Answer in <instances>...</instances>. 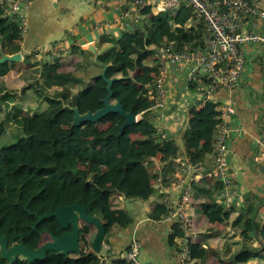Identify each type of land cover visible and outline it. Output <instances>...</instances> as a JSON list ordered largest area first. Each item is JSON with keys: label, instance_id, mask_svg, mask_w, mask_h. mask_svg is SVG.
<instances>
[{"label": "trees", "instance_id": "1", "mask_svg": "<svg viewBox=\"0 0 264 264\" xmlns=\"http://www.w3.org/2000/svg\"><path fill=\"white\" fill-rule=\"evenodd\" d=\"M145 13L149 14V10ZM168 14L159 13L150 17L146 23H138L133 32L123 31L114 38L103 36L99 41L100 47L104 44L107 46L97 56L94 65L100 68L101 74L102 62L108 61L105 77L114 80L111 88L112 102H119L126 112L135 117L141 116V120L126 128L121 136L117 134L124 119L114 113L96 124L72 125L75 108L83 115L102 107L101 100L107 95V85L101 77H97L98 73L92 79V86L76 89L72 93L69 85H73L74 89L76 84H84L72 73L78 70L81 63L71 64L72 71L68 72L63 70L66 63L58 58L52 64L36 62L25 72L21 81L31 84L22 92L32 88L38 99L43 100L44 108L34 115L14 107L8 114L14 125V135L7 141H0V236L6 235L11 240L14 234L22 235L23 239L19 242L32 250L37 249L50 240V234L58 237L65 230L54 218L37 224L35 215L43 216L73 204L83 206L88 213L101 220L105 227L110 223L122 229L130 225L131 217L125 209L112 204L110 195L116 193L128 200H147L148 188L137 176L132 175L135 170L133 167L157 155L164 159L171 156L167 149H151L157 129L148 115L153 106L150 94L154 93L157 67L154 65L146 68L145 63L161 46L171 44L177 51H201L205 47L204 25L195 20L193 10L186 2L179 4L171 21ZM21 41L20 21L5 18L0 8L2 51L9 55L18 53ZM7 73V64L0 65V77ZM40 80H43L47 88L54 89V93H40ZM200 86L207 90L209 82L202 80L192 83L190 89L195 91ZM14 92L3 83L0 87V103L9 98L15 99ZM218 115L216 103L205 100L202 109L193 119V130H187L183 135L188 160L212 155ZM100 125H106V128L101 129ZM4 132L1 122L0 135ZM50 157L55 158V163L49 162ZM170 164L171 161L165 171ZM78 173H81L80 178L75 176ZM182 174L180 169L176 178L181 179ZM192 187L191 201L205 208L212 204L221 184L215 180L200 181L192 183ZM107 210H110L109 215H106ZM255 212L256 206L248 204L236 215L234 223L246 229L253 221L254 231L264 246V224L256 223ZM164 214L163 205H155L147 217L158 222ZM83 237L81 232V241ZM206 255L207 249L202 247L201 241L193 240L191 262L202 264ZM0 264H7V261L0 257ZM13 264H100V259L92 250L85 249L79 255L68 257L47 252L42 261L27 263L17 259ZM114 264L127 263L118 260Z\"/></svg>", "mask_w": 264, "mask_h": 264}, {"label": "crops", "instance_id": "2", "mask_svg": "<svg viewBox=\"0 0 264 264\" xmlns=\"http://www.w3.org/2000/svg\"><path fill=\"white\" fill-rule=\"evenodd\" d=\"M256 1L264 9V0ZM100 2L101 0L32 1L23 11L26 27L22 32L18 52L21 60L6 62L8 73L0 77V87L6 83L10 91L28 88L31 83L21 81L25 72L36 62L49 63L47 58L54 56L65 58L64 64L67 66L64 71H72L71 64L81 63L73 76L84 84H76V89L92 86L93 77L100 73V68L94 63L105 48V44L99 46L101 37L114 38L127 30L114 22L117 14L113 8H102ZM174 16L175 12L169 14V21ZM150 17L152 14L146 17L145 23ZM101 21L108 23V27L95 29ZM253 23H257V26L254 27ZM244 25L249 31L264 34V18L257 22L247 19ZM51 48H69L70 51L61 56L48 55L44 60L36 59L42 50L50 52ZM0 53L9 55L2 51L1 44ZM244 53L246 63L237 87L229 92L218 90L211 95L212 101L217 105V113L227 106H232L235 111L234 115L227 118L232 129L227 159L234 176L237 199L241 200V204L226 209L218 203L216 196L212 204L205 208L200 203L191 201L189 213L192 217L193 240H200L202 247L207 249V258L202 264H264L263 242L254 231L253 221L246 229H241L234 223L236 215L248 204H252L256 206V223L264 224V47L248 45L244 48ZM69 59H72V63H68ZM150 60L152 58L148 61ZM152 61L145 63L146 68L155 65ZM107 64L108 61L102 62L103 66ZM188 75V66L172 67L166 82V99L162 106L151 110L148 115L157 129L151 149L159 151L164 148L171 153L170 158L164 159L157 155L133 167L135 170L132 175L137 176L148 188V199L128 200L116 193L109 197L114 206L127 211L132 221L123 229L111 223L105 227L103 246L99 254H96L100 264H114L122 260L133 240L140 244V264H179L180 238L175 221L165 222L161 219L157 222L150 220L147 215L155 205H161L162 201L170 200L175 203L179 199L180 179L176 175L180 169L182 179H185V184L190 185L192 190V183L214 182L208 176L213 164L212 155L194 161L185 156L183 135L185 131L193 130V119L205 103L203 93L206 91L203 86L195 91L191 90L192 83L206 79L200 77L199 80L190 82ZM32 91L29 88L21 92L18 100ZM39 102L43 103V100ZM7 120L11 122L9 118ZM170 161L171 164L165 171ZM109 211L107 210L106 215H109Z\"/></svg>", "mask_w": 264, "mask_h": 264}, {"label": "built area", "instance_id": "3", "mask_svg": "<svg viewBox=\"0 0 264 264\" xmlns=\"http://www.w3.org/2000/svg\"><path fill=\"white\" fill-rule=\"evenodd\" d=\"M34 0H1L0 8L5 18L20 21L22 32L25 30L23 11ZM181 2H186L194 12V18L205 28V47L201 51H177L173 46L159 47L152 59L157 67L154 93L150 94L153 102L151 110L157 109L166 99V82L169 71L175 66H188V80L195 82L203 77L209 82L204 92L205 100L212 101L211 95L218 90L226 92L235 89L243 74L246 63L244 48L248 45L264 47V34L249 31L244 22H254L264 18V9L256 0H101L102 8L112 7L117 17L115 23L123 25L126 31H135L138 23L148 15L169 12L173 14ZM149 10V14L145 11ZM168 14V15H169ZM256 27L257 23H253ZM108 23L101 21L95 29L107 28ZM46 53L45 50L41 51ZM218 123L213 142V164L208 176L221 184L217 193L218 203L226 209L239 206L234 176L228 163L229 136L232 132L228 117L235 114L232 106L218 112ZM141 120V116H136ZM180 179L179 199L173 203L162 201L165 222L175 221L180 238L179 264H191L190 250L193 242L192 217L189 213L192 189ZM140 244L133 240L124 253L122 260L127 264L139 263Z\"/></svg>", "mask_w": 264, "mask_h": 264}, {"label": "water", "instance_id": "4", "mask_svg": "<svg viewBox=\"0 0 264 264\" xmlns=\"http://www.w3.org/2000/svg\"><path fill=\"white\" fill-rule=\"evenodd\" d=\"M20 60L21 55L19 53H15L13 55H4L3 53H0V64H4L6 62H18ZM106 69L107 66H103V72L97 76L101 77L107 85V95L101 100L102 107L97 109L95 112H87L83 115H81L75 108L72 125L78 126L82 123L96 124L101 119L114 113L124 119V123L119 128V132L117 134V136H121L126 128L136 124L138 121L132 113L126 112L119 102H112L113 92L111 88L114 80L106 79ZM35 216L37 218V224L45 219L54 218L58 225L65 230V232L58 237L50 234L51 241L44 243L39 248L34 250L24 246L21 242H18L16 245L8 248L7 236H0V257L7 261V264H13V262L19 258H22L27 263L42 261L46 258L47 252H54L65 257H68L69 255H79L81 253L80 241L82 232V228L79 223L81 222L95 229V235L91 242L92 252L99 254L101 251L106 233L105 226L101 220L88 213L83 206L78 204L67 205L60 207L49 214ZM68 229H70V231H67ZM22 239V235L14 234L11 241L16 242Z\"/></svg>", "mask_w": 264, "mask_h": 264}, {"label": "rangeland", "instance_id": "5", "mask_svg": "<svg viewBox=\"0 0 264 264\" xmlns=\"http://www.w3.org/2000/svg\"><path fill=\"white\" fill-rule=\"evenodd\" d=\"M45 51H46V53H44L45 55L42 54V53H39V56L38 57L36 56L37 57L36 59L37 60H39V59L44 60V57H48V55H59V56H61L62 53H68V51H70V49L67 48L65 50H62V49H59V48H57V49L51 48L50 49L51 53L49 51H47V50H45ZM56 57L57 56H54L53 58L48 57L47 59L49 60V64H52L55 59L61 58V57H58V58H56ZM72 59H69L68 63L69 62L72 63L71 62ZM64 60H65V58L62 59V62H65ZM104 61L107 62V60H104ZM151 61L152 60L148 61V63H151ZM0 65H3V64H0ZM72 73H73V71H72ZM69 88H70V91H72V93L76 92V88L73 89V86H72V88H71V86ZM24 89H26V88H24ZM43 89H44V91H43ZM22 90H23L22 88L14 90L15 91L14 94L16 96L15 99H12V100L8 99V100L3 101V102L0 103V123L2 122L3 129L5 131L4 133H2L3 135L2 134L0 135V141H3V142L7 141V140L11 139L13 137V135H14L13 134V128H11V127H13V124L7 120L8 114L10 113L12 108L16 107V108L22 109L23 111H29L30 113L36 115V114L40 113L41 109L44 107V105H43L44 103L39 102V99H38V97L36 95V92L34 90L32 91L34 95L32 94V92H29L30 93L29 95L27 94L26 96H21V100H18V99H20V93L22 92ZM38 91L40 93H42L43 95L44 94H48L49 95V94L54 93L53 91H55V90L52 89V88H47L46 86H44L43 80H40V84H38ZM58 91H60V90H58ZM37 105L40 108H38ZM99 128L105 129L106 125L105 126H101L100 125ZM86 132L87 131H84L83 133H86ZM4 134L5 135L7 134V135L4 136ZM49 162L55 163V158L54 157H50L49 158ZM80 175H81V173H78L75 176L80 178ZM72 176H73V174H72ZM65 178H66V175L63 176V179H65ZM79 225L82 228V232H83V235H84V237L82 238V241L80 242V248H81V250H85V249L86 250H91L90 242H92V239H93V237L95 235V229L93 227H91V226H87L86 224H84L82 222L79 223Z\"/></svg>", "mask_w": 264, "mask_h": 264}, {"label": "flooded vegetation", "instance_id": "6", "mask_svg": "<svg viewBox=\"0 0 264 264\" xmlns=\"http://www.w3.org/2000/svg\"><path fill=\"white\" fill-rule=\"evenodd\" d=\"M67 231H70V229H68ZM46 232V230H45ZM51 241V239L49 240ZM19 241H16V242H12L11 240L8 239V248H10L11 246L13 245H16ZM48 242V241H47ZM19 259H22V258H19Z\"/></svg>", "mask_w": 264, "mask_h": 264}]
</instances>
